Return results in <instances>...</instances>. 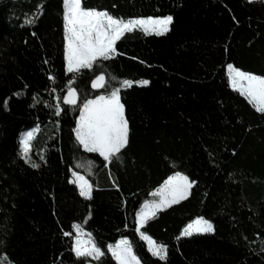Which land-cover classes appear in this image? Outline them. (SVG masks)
<instances>
[{"label": "trees", "instance_id": "obj_1", "mask_svg": "<svg viewBox=\"0 0 264 264\" xmlns=\"http://www.w3.org/2000/svg\"><path fill=\"white\" fill-rule=\"evenodd\" d=\"M82 3L118 18L173 20L163 35L125 33L108 60L70 73L63 0H0V260L83 264L71 250L77 223L104 253L99 264H117L107 245L120 238L142 264H264V113L226 74L231 63L264 76V0ZM101 73L105 85L93 92ZM123 79L149 83L120 88ZM70 87L76 106L62 102ZM113 88L129 136L118 158L105 161L84 150L73 129L84 101ZM32 128L22 156L21 136ZM176 171L196 183L140 229L167 246L160 260L137 233L136 213ZM73 172L92 183L91 199L79 195ZM197 216L214 231L180 237Z\"/></svg>", "mask_w": 264, "mask_h": 264}, {"label": "snow or ice", "instance_id": "obj_2", "mask_svg": "<svg viewBox=\"0 0 264 264\" xmlns=\"http://www.w3.org/2000/svg\"><path fill=\"white\" fill-rule=\"evenodd\" d=\"M172 20L171 15L118 18L107 10L84 7L82 0H63L64 59L67 62V71L78 73L81 69H92L98 60H108L117 51L116 42L125 33H131L135 29H140L145 34L163 35L169 31ZM32 22L34 21H28ZM227 70L229 85L238 90L258 112L264 113V76L242 71L231 63L227 64ZM91 83L93 88L104 87L105 75H96ZM133 83L147 85L149 81L123 79L120 88L131 87ZM120 88H113L110 93L98 95L95 99H86L79 108L80 115L73 129L77 142L88 152L99 153L105 161L118 158L121 149L128 143L129 127L119 95ZM76 97V90L70 87L64 100L74 105ZM59 111L57 108V114ZM32 138L33 132L30 131L20 141L25 155L30 150L29 141ZM32 167L36 168L38 165L33 163ZM72 176L71 183L77 186L79 195L91 199L92 183L79 172H73ZM195 183L196 181L190 180L187 175L179 171L174 172L152 193L154 199L145 200L140 211L136 213V231L141 239L147 242L148 251L152 256L165 260L167 246L157 244L151 236L140 230L141 226L155 217L159 210L185 199ZM72 227L77 229L71 247L76 257L91 256L99 259L104 255L101 248L91 239V233H84L79 224H73ZM213 231L214 226L208 219L197 216L184 227L180 236L189 237L194 233ZM84 235L89 238L83 239ZM107 247L117 264H141L127 238L121 239L115 246Z\"/></svg>", "mask_w": 264, "mask_h": 264}, {"label": "rangeland", "instance_id": "obj_3", "mask_svg": "<svg viewBox=\"0 0 264 264\" xmlns=\"http://www.w3.org/2000/svg\"><path fill=\"white\" fill-rule=\"evenodd\" d=\"M152 34H154V33H152ZM65 69H66V72H68L67 71V62H66V60H65ZM227 65H226V74H227ZM227 78H228V76H227ZM231 87V86H230ZM232 88V87H231ZM233 89V88H232ZM233 90H235V89H233ZM235 91H237L239 94H240V92L238 91V90H235ZM241 95V94H240ZM244 97V96H243ZM30 131H32L33 132V135L35 134V132H36V128H32V129H29V130H27L26 132H24L23 133V135L21 136V139L24 137V135L26 134V133H28V132H30ZM31 141V140H30ZM30 141H29V144H30ZM20 153H21V155L22 156H26L25 154H24V152H23V150H22V147L20 146ZM141 209V208H140ZM195 219V218H194ZM77 224V223H76ZM82 229V228H81ZM184 229V228H183ZM182 229V230H183ZM83 230V229H82ZM181 230V231H182ZM83 232L84 233H87L86 231H84L83 230ZM138 233V232H137ZM71 234H72V237H73V239H74V237H75V235L77 234V229H75V228H73L72 227V232H71ZM139 234V233H138ZM195 234V233H194ZM193 234V235H194ZM203 234H206V233H203ZM139 236H140V234H139ZM181 237V236H180ZM82 238L83 239H88L89 237L88 236H86V235H84V236H82ZM91 239L93 240V238L91 237ZM121 239H124V238H120V239H118L116 242H113V243H109L108 245H113V246H115L116 245V243L118 242V241H120ZM128 240V239H127ZM144 241V240H143ZM145 242V244H146V248H147V250H148V245H147V242L146 241H144ZM157 243V242H156ZM157 244H160V243H157ZM107 245V246H108ZM107 252L109 253V255L111 256V253L108 251V247H107ZM74 253V252H73ZM75 254V253H74ZM102 257V256H101ZM100 257V258H101ZM112 257V256H111ZM82 258H85V260H84V262H83V264H99V260H100V258L99 259H96V258H94V257H91V256H88V257H82ZM158 258V257H157ZM115 260V259H114ZM116 262V261H115ZM117 263V262H116ZM0 264H7L6 262H4V258H2L1 260H0ZM142 264V263H141Z\"/></svg>", "mask_w": 264, "mask_h": 264}, {"label": "water", "instance_id": "obj_4", "mask_svg": "<svg viewBox=\"0 0 264 264\" xmlns=\"http://www.w3.org/2000/svg\"><path fill=\"white\" fill-rule=\"evenodd\" d=\"M95 79V78H94ZM93 79V80H94ZM92 82V81H91ZM90 82V89H91V91H93V92H99L102 88H93L92 87V83ZM77 94V93H76ZM68 95V91L64 94V96H63V99H62V102H63V104H65V105H67V106H76L77 104H78V94H77V97H76V104H74V105H72V104H68V103H66L65 102V100H64V97L65 96H67Z\"/></svg>", "mask_w": 264, "mask_h": 264}, {"label": "crops", "instance_id": "obj_5", "mask_svg": "<svg viewBox=\"0 0 264 264\" xmlns=\"http://www.w3.org/2000/svg\"><path fill=\"white\" fill-rule=\"evenodd\" d=\"M91 99H95V97L94 98H91ZM83 105V104H82ZM81 105V106H82ZM79 115H80V112H79V114H78V117H77V119L79 118ZM81 147L83 148V146L81 145ZM84 149V148H83ZM84 150H86V149H84ZM87 151V150H86ZM141 208V207H140ZM138 211H140V209L138 210Z\"/></svg>", "mask_w": 264, "mask_h": 264}]
</instances>
